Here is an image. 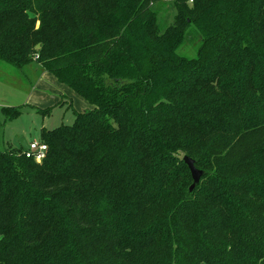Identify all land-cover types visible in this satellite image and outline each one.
<instances>
[{"label":"trees","instance_id":"16d2710c","mask_svg":"<svg viewBox=\"0 0 264 264\" xmlns=\"http://www.w3.org/2000/svg\"><path fill=\"white\" fill-rule=\"evenodd\" d=\"M0 63L91 107L0 150V264H264V0H0Z\"/></svg>","mask_w":264,"mask_h":264},{"label":"rangeland","instance_id":"374dc122","mask_svg":"<svg viewBox=\"0 0 264 264\" xmlns=\"http://www.w3.org/2000/svg\"><path fill=\"white\" fill-rule=\"evenodd\" d=\"M155 10L158 24L165 30L172 23L175 12L170 4L156 6ZM198 45L199 43L188 41L177 53L188 59L195 58ZM35 66L37 65L33 64L31 69ZM40 72L35 75L27 68L16 69L0 63L1 151L20 148V139L27 144L33 141L42 142L40 137L43 130H53L62 125L70 126L75 120L74 112L81 113L88 107L91 108L68 87L57 83L53 76L48 74L49 76L44 75L43 78L41 74L46 72ZM58 94L65 97H58ZM5 109H17L20 115L8 119L4 115ZM45 110L48 112H41Z\"/></svg>","mask_w":264,"mask_h":264},{"label":"built area","instance_id":"2783aa9c","mask_svg":"<svg viewBox=\"0 0 264 264\" xmlns=\"http://www.w3.org/2000/svg\"><path fill=\"white\" fill-rule=\"evenodd\" d=\"M46 150V145L33 141L26 145V149H23V155L26 158H32L35 162L39 163L44 158Z\"/></svg>","mask_w":264,"mask_h":264},{"label":"water","instance_id":"95a60500","mask_svg":"<svg viewBox=\"0 0 264 264\" xmlns=\"http://www.w3.org/2000/svg\"><path fill=\"white\" fill-rule=\"evenodd\" d=\"M39 47H40V45H37L36 49H38ZM18 144L20 145V147L22 149H26V143H25V141L23 139H20L18 141ZM183 162L187 166V168H188V170L190 172L192 181H193V183H192V185L190 187V191H192L194 186L199 182V180H200V178L202 176V173H201V171H199V170H197L195 168L194 161L191 158L185 156V157H183Z\"/></svg>","mask_w":264,"mask_h":264},{"label":"crops","instance_id":"0c3cea01","mask_svg":"<svg viewBox=\"0 0 264 264\" xmlns=\"http://www.w3.org/2000/svg\"><path fill=\"white\" fill-rule=\"evenodd\" d=\"M44 75L49 76L48 73H42V74H41V76H42L43 78H44ZM49 78H51V77H49ZM51 80H53V79H51ZM57 96H58V97H60V96H63V97H64L65 95L58 94ZM58 99H59V98H58ZM85 107H86V106H85ZM88 108H89V107H88ZM88 108H87V109H88ZM84 109H85V108H84ZM26 145H27V143H26Z\"/></svg>","mask_w":264,"mask_h":264}]
</instances>
